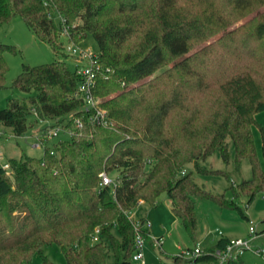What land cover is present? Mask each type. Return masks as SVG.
<instances>
[{
    "label": "trees",
    "instance_id": "16d2710c",
    "mask_svg": "<svg viewBox=\"0 0 264 264\" xmlns=\"http://www.w3.org/2000/svg\"><path fill=\"white\" fill-rule=\"evenodd\" d=\"M14 15L62 58L21 65L12 86L28 96L7 99L0 128L22 135L37 120H49L74 134L45 142L40 157H9L10 175L0 166V264L28 262L35 252L42 264H54L43 254L52 244L66 264H133L125 211L138 200L154 207L161 193L190 235L194 198L216 200L246 218L223 193L199 186L186 165L220 174L199 161L218 152L227 163L232 153L237 165L247 159L251 172L232 190L246 193L249 203L264 185L251 131L254 115L264 111V0H0V26ZM58 15L75 43L93 37L97 61L110 68L97 75L93 93L113 127L88 121L75 96L80 76L62 51ZM14 50L0 44V88L8 72L4 52ZM103 170L115 176L116 187L99 186ZM198 260L217 264L210 252L192 259Z\"/></svg>",
    "mask_w": 264,
    "mask_h": 264
},
{
    "label": "rangeland",
    "instance_id": "374dc122",
    "mask_svg": "<svg viewBox=\"0 0 264 264\" xmlns=\"http://www.w3.org/2000/svg\"><path fill=\"white\" fill-rule=\"evenodd\" d=\"M263 9V8H262ZM255 14L252 13L250 16ZM246 18L241 19L232 27L240 24ZM64 42V41H63ZM0 44L14 46V51H5L4 57L8 64V72L5 78V86L0 88V109L7 105V99L27 98L28 94L12 86L13 79L21 71V65H37L48 63L56 58H62L61 54H56L51 45L39 40L36 35L27 27L18 15H14L11 20L0 26ZM79 45L84 48L97 50V44L91 35H87ZM72 66L70 59H66ZM257 124L251 126L254 148L259 166L264 174V159L261 154V132L258 125L264 131V111L257 112L255 115ZM36 116L31 114L29 121ZM47 122V121H46ZM45 121L37 120L28 129L25 135H30L26 140L16 135L5 139L0 138V151L3 152V160L11 156H18L21 152L33 157L42 155V148L31 146L36 141V136L46 124ZM34 136V137H33ZM68 134L60 131L57 136L51 138L48 143L52 144L61 139H68ZM199 165L209 170H219L220 174H198L190 165H186L187 170H192L194 180L204 190L213 193H223L224 197L233 206L240 207L246 218L241 216L237 209L220 205L216 200L210 198H194L195 227L193 235H190L183 227L181 220L170 210V199L165 193L159 194L156 199V206L152 207L148 203L142 202L133 208L135 216H147L152 221L155 237L159 238L160 246L152 247L146 243L144 247V264H177L173 257L182 252L183 249L193 248L195 242H199V247L203 250L206 244L211 243L217 237V230L227 235H244L249 224L258 230V237L254 240L255 246H264V185L257 192L252 201L247 203V194L232 189L243 179H248L251 175L250 165L247 159H242L237 165L232 161V153L229 161L224 163L218 152L199 161ZM43 254L54 264H66L61 249L55 245L43 247ZM185 260V258H184ZM240 260L243 264H259V258L251 251H244ZM133 264H140L132 261ZM20 264H42L41 255L37 252L31 255L30 260L22 261ZM184 264H210L206 260L190 261Z\"/></svg>",
    "mask_w": 264,
    "mask_h": 264
},
{
    "label": "built area",
    "instance_id": "2783aa9c",
    "mask_svg": "<svg viewBox=\"0 0 264 264\" xmlns=\"http://www.w3.org/2000/svg\"><path fill=\"white\" fill-rule=\"evenodd\" d=\"M57 19L61 22L59 35L62 42L64 41L62 43V51L65 53L66 59H70L72 64L71 68L80 76L75 96L82 100L83 108L87 113L88 121L102 127H113V122L110 120L106 109L99 105L100 98L93 93L97 75H106L110 72V68L103 67L99 64L97 61L96 51L88 47L84 48L80 46L79 43L72 41L69 26L65 23L64 18L58 15ZM45 122L47 123L48 128L36 136V141L31 143V146L43 149L44 143L47 142V144H49L48 141L57 136L60 131L65 132L69 137L74 134L73 131L65 128L62 124L53 125V122L49 120H45ZM74 123L76 127L82 126L80 119H75ZM11 135V133H7L0 128V138L4 137L7 139L11 137ZM16 136L27 139L30 135H25L24 133ZM3 157L4 154L0 151V166L5 170L7 175H10V166L7 160H3ZM98 176L100 178L99 186H117L115 176H110L104 170L99 172ZM140 203H142V200L137 201V205ZM132 210L133 209L125 211V215L133 230L134 251L131 255V261H137L140 264H144L143 250L146 243H149L154 248L159 247L160 242L159 238H156L150 231L152 222L147 217L135 216ZM97 232L98 229L96 228L92 234L91 241L97 239ZM217 232L219 235L222 234L219 230ZM257 237L258 230L254 225L249 224L245 235L228 238L222 248H216L213 251H208L203 250L201 247L196 245L190 249H183L182 252L176 256L192 260L196 256L210 252L217 259V264H226L229 261H235L240 258L244 251H251L259 258V264H264V246H255L254 244V240Z\"/></svg>",
    "mask_w": 264,
    "mask_h": 264
},
{
    "label": "crops",
    "instance_id": "0c3cea01",
    "mask_svg": "<svg viewBox=\"0 0 264 264\" xmlns=\"http://www.w3.org/2000/svg\"><path fill=\"white\" fill-rule=\"evenodd\" d=\"M30 137V136H29ZM28 137V138H29ZM25 139V138H24ZM26 140V139H25ZM170 203H171V200H170ZM170 210H171V205H170ZM143 216V215H142ZM144 217H147V216H144ZM247 217V216H246ZM148 218V217H147ZM152 222V221H151ZM153 227H154V225H153V223H152V226H151V229H150V231H151V233L152 234H154L155 235V232L153 231ZM218 231V230H217ZM220 231V230H219ZM247 231V230H246ZM222 233V232H221ZM246 234V233H245ZM244 234V235H245ZM236 236H239V235H236ZM236 236H232V235H227V234H224V233H222L221 235H219L218 234V232H217V237L214 239V241H212L211 243H209V244H206L203 248H209V247H211V246H213L214 244H215V242L219 239V238H221V237H225V238H231V237H236ZM240 236H243V235H240ZM196 244H195V246L196 245H198V246H200L199 245V242H195ZM207 263H208V261H207Z\"/></svg>",
    "mask_w": 264,
    "mask_h": 264
}]
</instances>
